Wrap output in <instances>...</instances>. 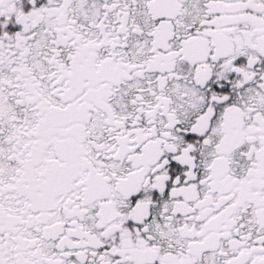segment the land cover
<instances>
[{"label":"snow or ice","instance_id":"obj_1","mask_svg":"<svg viewBox=\"0 0 264 264\" xmlns=\"http://www.w3.org/2000/svg\"><path fill=\"white\" fill-rule=\"evenodd\" d=\"M0 264H264V0H0Z\"/></svg>","mask_w":264,"mask_h":264}]
</instances>
